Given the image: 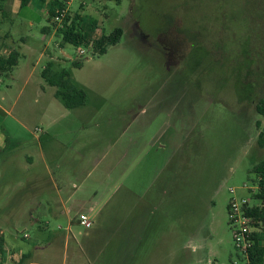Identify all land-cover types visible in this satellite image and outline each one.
<instances>
[{
    "label": "rangeland",
    "instance_id": "374dc122",
    "mask_svg": "<svg viewBox=\"0 0 264 264\" xmlns=\"http://www.w3.org/2000/svg\"><path fill=\"white\" fill-rule=\"evenodd\" d=\"M51 2H0V54L20 53L0 75L1 173L31 154V177L46 165L53 178L15 199L29 207L13 225L4 219L10 263L244 264L230 202L254 204L264 159V0H72L83 24L123 28L103 54L62 41ZM49 62L84 105L55 96Z\"/></svg>",
    "mask_w": 264,
    "mask_h": 264
},
{
    "label": "trees",
    "instance_id": "16d2710c",
    "mask_svg": "<svg viewBox=\"0 0 264 264\" xmlns=\"http://www.w3.org/2000/svg\"><path fill=\"white\" fill-rule=\"evenodd\" d=\"M2 0H0L1 2ZM22 1L21 6L25 5L28 0ZM43 0H40L42 4ZM51 7L48 9L49 19L52 20L57 14V10L66 7V0H52ZM97 21L89 20L86 24L82 23L79 14L73 17L65 14L62 26L58 28L64 43H70L76 47H92L95 53L103 54L109 46L116 45L123 36V28L117 26L107 34L97 31ZM50 27H45L44 32H49ZM20 53L13 49L7 56L0 54V75L8 74L14 70L18 64ZM81 61H76L75 65L80 66ZM54 63L49 62L42 71V76L48 84L56 87L55 96L61 98L68 108H75L85 104L87 95L85 91L77 87L71 80L67 70H53ZM260 113H264V100L260 98V104L257 105ZM258 144L264 148V129L259 133ZM252 172L257 176V190L253 193L254 204L248 203L243 205L245 216L249 217L252 231L250 233L251 246L248 248L247 255L244 256V264H264V159L257 162L252 167ZM0 251L2 246L0 244ZM243 254V253H242ZM244 255V254H243ZM0 264H3L0 259Z\"/></svg>",
    "mask_w": 264,
    "mask_h": 264
},
{
    "label": "crops",
    "instance_id": "0c3cea01",
    "mask_svg": "<svg viewBox=\"0 0 264 264\" xmlns=\"http://www.w3.org/2000/svg\"><path fill=\"white\" fill-rule=\"evenodd\" d=\"M13 10H15V8H13ZM16 66L14 67V69L16 68ZM29 76L30 77L32 76V72L30 73ZM0 106H1V103H0ZM0 109L2 112L6 114H9L10 112V111H7L3 107H0ZM6 149H7V138H5L0 132V154L4 153ZM35 164H36L35 158L31 154H27L26 162H24L23 160H19V159H12V161L9 164L6 163L4 165V167L5 168L7 167V170H9L8 174L2 175L1 169H0V191L4 192V196H5L4 202L7 203L6 207H9L6 210H3L2 208H0L2 209L0 211L1 212V215H0V235L1 236H4L5 234L4 228L2 226V224L4 223V219H9V221L13 225L16 219L18 220V218L22 215L20 213L26 212L27 207H29V204L26 203V201H28L27 199L33 198L35 196L36 189L30 190L31 187L36 186L35 183H37L40 180L45 179V177H48L50 182L53 181V178L49 172V168L46 165L43 166L45 170V174H42L40 176L34 175L33 177H31L35 170ZM50 185L52 186V188L54 187H56L57 189L60 188L59 185L57 184L55 185L54 183ZM6 189H12V190L7 193L5 192ZM24 195L27 196V198H25L26 201L24 200L19 201L20 200L19 198L17 199V201L15 200L18 196L23 197ZM90 209L92 210L93 207H90ZM1 239L4 242V237H1ZM12 255L13 254L9 252V249L5 250L3 248L2 251H0V259L2 263L11 264L10 260L13 261Z\"/></svg>",
    "mask_w": 264,
    "mask_h": 264
},
{
    "label": "built area",
    "instance_id": "2783aa9c",
    "mask_svg": "<svg viewBox=\"0 0 264 264\" xmlns=\"http://www.w3.org/2000/svg\"><path fill=\"white\" fill-rule=\"evenodd\" d=\"M72 0H66V5L71 3ZM61 8L57 10V14L54 17L56 22L62 23L65 14L68 12V7ZM234 192V190H231ZM248 203L247 198H242L237 200L233 198L230 202V217L232 221H234L237 226L234 230V241L236 247L245 255H247L248 248L251 246L250 233L252 231V227L250 225V218L245 216L243 212V205ZM80 223L85 227L91 226V221L87 218L86 215H81ZM247 264V262H245Z\"/></svg>",
    "mask_w": 264,
    "mask_h": 264
}]
</instances>
